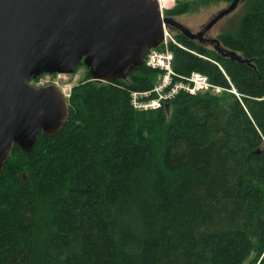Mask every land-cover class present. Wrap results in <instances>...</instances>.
Wrapping results in <instances>:
<instances>
[{
	"label": "trees",
	"instance_id": "trees-1",
	"mask_svg": "<svg viewBox=\"0 0 264 264\" xmlns=\"http://www.w3.org/2000/svg\"><path fill=\"white\" fill-rule=\"evenodd\" d=\"M218 1L231 0H174L163 16ZM243 5L217 35L238 60L168 28L177 78L237 95L180 92L137 111L129 93L157 70L103 82L86 68L60 131L3 165L0 264H264V0Z\"/></svg>",
	"mask_w": 264,
	"mask_h": 264
},
{
	"label": "water",
	"instance_id": "water-1",
	"mask_svg": "<svg viewBox=\"0 0 264 264\" xmlns=\"http://www.w3.org/2000/svg\"><path fill=\"white\" fill-rule=\"evenodd\" d=\"M238 3L231 0L192 32L163 16L158 0H0V175L15 145L30 152L41 133L54 135L67 121L62 90L29 79L72 74L81 61L93 80L125 79L161 43L164 26L202 43ZM207 41L219 54L239 59L218 39Z\"/></svg>",
	"mask_w": 264,
	"mask_h": 264
},
{
	"label": "built area",
	"instance_id": "built-area-1",
	"mask_svg": "<svg viewBox=\"0 0 264 264\" xmlns=\"http://www.w3.org/2000/svg\"><path fill=\"white\" fill-rule=\"evenodd\" d=\"M159 8L163 15L165 3L158 0ZM181 45L176 42L171 31L164 26L161 43L154 48L148 49L143 60L145 66L157 70L156 80L153 85L145 90H131L129 93L130 106L137 111H147L159 108L172 100L180 92L196 94L210 90L213 93H221L224 90L237 95L235 89L216 86L208 81L206 75L192 72L183 78H177L172 68L173 53L170 45Z\"/></svg>",
	"mask_w": 264,
	"mask_h": 264
},
{
	"label": "rangeland",
	"instance_id": "rangeland-1",
	"mask_svg": "<svg viewBox=\"0 0 264 264\" xmlns=\"http://www.w3.org/2000/svg\"><path fill=\"white\" fill-rule=\"evenodd\" d=\"M165 3V8H169L174 4V0H162ZM245 0H239V3L235 7V9L229 14L222 17L218 20L205 34V38L207 39H217V35L223 30L231 28L239 18V16L244 11V3ZM229 2L226 1H218V2H209L205 4H199L186 13L175 17L178 22L182 23L184 26L189 28L192 32H197L215 13L219 10L225 8ZM164 8V9H165ZM205 47L209 49H214L215 43L208 42L203 44ZM221 46V45H220ZM222 47V46H221ZM223 48V47H222ZM225 51L227 49L223 48ZM86 67L83 64H80L77 68H75L72 74H41L38 79H29L28 81L37 86H44L48 84L57 85L63 92L64 97L67 101L70 90L73 85L77 84L81 79L86 75Z\"/></svg>",
	"mask_w": 264,
	"mask_h": 264
},
{
	"label": "flooded vegetation",
	"instance_id": "flooded-vegetation-1",
	"mask_svg": "<svg viewBox=\"0 0 264 264\" xmlns=\"http://www.w3.org/2000/svg\"><path fill=\"white\" fill-rule=\"evenodd\" d=\"M196 41H197V40H196ZM198 42H200V41L198 40ZM201 42H202L203 44L208 43L207 38H205V35L203 36V40H202ZM42 75H43V74H42ZM40 76H41V75L37 76L35 79H38ZM37 86H40V85H37Z\"/></svg>",
	"mask_w": 264,
	"mask_h": 264
}]
</instances>
